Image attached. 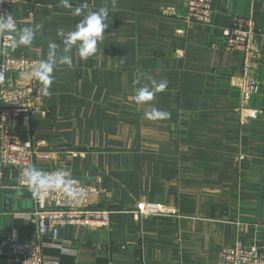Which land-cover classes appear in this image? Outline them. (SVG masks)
Here are the masks:
<instances>
[{"label": "crops", "instance_id": "obj_1", "mask_svg": "<svg viewBox=\"0 0 264 264\" xmlns=\"http://www.w3.org/2000/svg\"><path fill=\"white\" fill-rule=\"evenodd\" d=\"M9 0L17 29L34 27L15 57L45 60L58 45L49 96L24 74L6 87L35 83L38 109L29 126L0 115L22 140L40 144L47 158L35 167L66 171L100 192L93 207L109 210V225L60 229L57 240L38 236L30 191L17 187V171L0 179V264L11 262L6 238L36 242L48 264H223L220 250L237 242L264 250V0H212L208 23H189L184 0ZM109 10L97 51L81 60L63 39L83 19ZM236 17L256 25L251 74L258 89L248 99L238 87L243 54L225 45L223 29ZM63 29V34L58 32ZM15 37L18 39V36ZM69 55L71 65L59 62ZM167 87L144 103L135 90ZM153 109L166 119H149ZM255 113L254 116H250ZM22 193V194H21ZM26 214V215H25Z\"/></svg>", "mask_w": 264, "mask_h": 264}, {"label": "built area", "instance_id": "obj_2", "mask_svg": "<svg viewBox=\"0 0 264 264\" xmlns=\"http://www.w3.org/2000/svg\"><path fill=\"white\" fill-rule=\"evenodd\" d=\"M186 4V19L189 23H208L211 18L212 0H184ZM9 0H0V15L9 14ZM15 21V19H14ZM16 23V21H15ZM225 45L237 49L243 54L242 71L238 81L240 96L248 99L258 89V79L251 74L253 60L256 56L254 40L256 25L250 17H236L232 23L223 29ZM14 33L0 35V73L3 77L9 74H24L33 70L39 62L34 57H15L9 53L13 47ZM3 81V80H2ZM0 81V115L20 117L22 125L29 126L30 117L38 112L34 104L35 83L13 84L8 87ZM252 113L250 116H254ZM40 144L31 140H22L2 124L0 132V179L6 167L17 171V187H21L22 171L25 167L35 166L37 157L47 158L48 152L40 151ZM50 171L49 173L55 172ZM82 189L83 194L76 200L67 198L61 191H52L43 200H37L31 194L33 211L26 218L34 217L38 236H50L57 240L61 228L70 225L84 227H100L109 225V210L93 207L91 201L98 196L100 189L94 184L74 185ZM6 245V254L11 262L18 264H48L50 261L42 254L41 247L36 242H22L14 238L2 241ZM223 264H264V250L254 244L237 242L220 250Z\"/></svg>", "mask_w": 264, "mask_h": 264}, {"label": "clouds", "instance_id": "obj_3", "mask_svg": "<svg viewBox=\"0 0 264 264\" xmlns=\"http://www.w3.org/2000/svg\"><path fill=\"white\" fill-rule=\"evenodd\" d=\"M65 7H70L69 0H61ZM87 5L77 7L73 15L81 16L83 19L76 25L75 30L69 32L63 39V52L70 53L75 47L77 55L81 60H87L97 51V44L104 38V30L109 24V10L102 7L97 11H85ZM58 32L63 34V29ZM5 33H16L13 39V47L20 45L28 46L32 43L36 29L34 27H24L17 29L16 23L10 14L0 15V35ZM48 54L45 60L39 61L33 70L25 77L26 79L36 80L42 83L41 94L49 96V87L52 83V72L57 63V48L55 42L48 44ZM59 62L71 65L72 59L69 55L60 56ZM3 74L0 73V81L3 80ZM151 86L137 88L133 100L137 103H144L151 100L156 92L163 91L167 87V82L157 83L151 76H145ZM168 113L153 109L146 113L149 119H166ZM77 182L69 177L66 171L45 172L35 166L29 165L22 171L21 187H27L32 196L37 200H43L51 194L52 191H61L67 198L76 200L83 194L82 189H77L74 185ZM22 194V193H21Z\"/></svg>", "mask_w": 264, "mask_h": 264}]
</instances>
